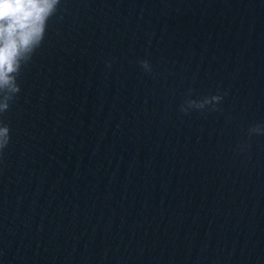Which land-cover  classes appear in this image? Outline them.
Returning a JSON list of instances; mask_svg holds the SVG:
<instances>
[{"label":"water","instance_id":"water-1","mask_svg":"<svg viewBox=\"0 0 264 264\" xmlns=\"http://www.w3.org/2000/svg\"><path fill=\"white\" fill-rule=\"evenodd\" d=\"M18 82L0 264H264V0H61Z\"/></svg>","mask_w":264,"mask_h":264},{"label":"clouds","instance_id":"clouds-1","mask_svg":"<svg viewBox=\"0 0 264 264\" xmlns=\"http://www.w3.org/2000/svg\"><path fill=\"white\" fill-rule=\"evenodd\" d=\"M61 0H0V153L10 143V127L3 115L10 110L21 91L18 78L22 68L44 42L49 20L54 17ZM140 67L151 73L152 66L147 59L138 61ZM223 96L219 93L192 98V89L180 106V111L188 114L192 110L201 112L219 111ZM249 137L264 136V123H257L248 129ZM242 144L241 151L250 148Z\"/></svg>","mask_w":264,"mask_h":264}]
</instances>
